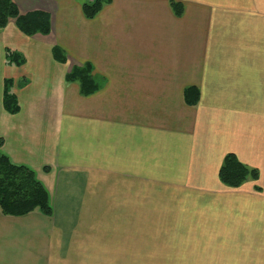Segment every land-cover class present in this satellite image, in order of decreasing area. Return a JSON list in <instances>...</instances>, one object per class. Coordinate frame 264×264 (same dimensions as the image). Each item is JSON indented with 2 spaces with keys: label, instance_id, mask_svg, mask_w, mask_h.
Masks as SVG:
<instances>
[{
  "label": "crops",
  "instance_id": "0c3cea01",
  "mask_svg": "<svg viewBox=\"0 0 264 264\" xmlns=\"http://www.w3.org/2000/svg\"><path fill=\"white\" fill-rule=\"evenodd\" d=\"M86 1L14 0L50 14L36 35L67 62L40 95L16 70L33 85L20 111L53 123L29 147L1 126L0 151L35 171L54 214L0 211V264H264V0H175L182 15L172 0H111L92 19ZM18 31L11 19L0 39ZM16 49L0 45V67ZM86 63L101 85L88 96L66 81ZM231 152L259 178L223 183Z\"/></svg>",
  "mask_w": 264,
  "mask_h": 264
},
{
  "label": "trees",
  "instance_id": "16d2710c",
  "mask_svg": "<svg viewBox=\"0 0 264 264\" xmlns=\"http://www.w3.org/2000/svg\"><path fill=\"white\" fill-rule=\"evenodd\" d=\"M111 0H88L83 5L84 15L95 18L103 7ZM173 8L177 15H182L183 6L180 2L172 0ZM14 19L18 29L28 35H48L51 32L50 14L43 10H35L21 13L14 0H0V30ZM53 57L60 63L67 62V54L58 45L53 47ZM8 61L16 66H22L26 62L25 56L18 51L8 52ZM67 82H77L82 95L88 96L100 88V83L93 74L90 63L75 65L66 74ZM24 82L27 79L24 77ZM22 84V83H21ZM19 83V85H21ZM26 84V83H24ZM15 81H5L3 103L5 109L17 114L20 112V104L17 94L13 92ZM186 103L196 105L200 98V92L195 87H187L184 92ZM2 145V140H0ZM48 169V168H47ZM259 172L255 168L244 164L238 156L228 153L220 169V179L226 185L237 188L249 179L257 180ZM257 189H260L257 187ZM0 211L9 216H22L34 211H39L46 216H53L54 208L50 196L37 178L35 171L29 166L14 163L8 155L0 151Z\"/></svg>",
  "mask_w": 264,
  "mask_h": 264
},
{
  "label": "rangeland",
  "instance_id": "374dc122",
  "mask_svg": "<svg viewBox=\"0 0 264 264\" xmlns=\"http://www.w3.org/2000/svg\"><path fill=\"white\" fill-rule=\"evenodd\" d=\"M38 35L44 36L42 34ZM35 36H28L21 31H18V33L16 34L7 33L0 39V45H3L5 42H10L12 46L17 48L16 50L21 52V50H19L20 48L22 49V52H26V54L29 56L28 61H26L22 66H16L13 64V66L15 67H0V95L1 90L3 91V85L1 83L2 75L5 73L7 77H15L16 82L12 89L13 92L17 94V96L19 94L20 101L23 103V106L26 105V96L29 91H32L31 88L33 87V85L29 87L28 85L24 84L28 83V81L24 82V76L26 75L28 78V76L30 75L24 72L31 73L32 81L36 83L33 87V90H36V95H40L43 91L47 90V86H51V83L55 84L59 81V78L61 77L63 71V67L61 66L62 63L58 62L55 59H53V61H50L51 57L48 53L49 47L47 43H45L46 40L42 37ZM33 37H35V39H33ZM33 49L42 51L40 53L37 52L40 55V62L36 61L33 54L35 53L33 52ZM0 59H2L1 54ZM18 68L24 71L22 72L23 76L20 79H18V73L16 71L19 70ZM19 83L22 84L19 85ZM51 123H53V116L45 115L42 113H30V111H28V107H23V109L17 114H12L5 108H0V127L4 126L5 124L21 126L19 134L22 133V135L19 140L16 141L17 145H25V147H29L28 141L36 144L41 143V141L45 140V131H48V129H50ZM13 133L15 134L16 132Z\"/></svg>",
  "mask_w": 264,
  "mask_h": 264
}]
</instances>
